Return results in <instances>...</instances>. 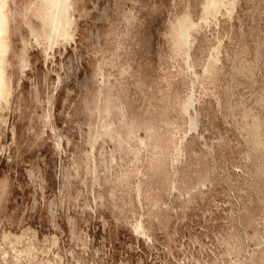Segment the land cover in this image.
<instances>
[{
  "label": "rangeland",
  "instance_id": "374dc122",
  "mask_svg": "<svg viewBox=\"0 0 264 264\" xmlns=\"http://www.w3.org/2000/svg\"><path fill=\"white\" fill-rule=\"evenodd\" d=\"M33 1L8 3L0 264H264V0H64L56 44Z\"/></svg>",
  "mask_w": 264,
  "mask_h": 264
},
{
  "label": "bare ground",
  "instance_id": "6f19581e",
  "mask_svg": "<svg viewBox=\"0 0 264 264\" xmlns=\"http://www.w3.org/2000/svg\"><path fill=\"white\" fill-rule=\"evenodd\" d=\"M8 3L9 0H0V109L2 108L3 104L10 102L8 101V98L10 93L12 94L11 82L7 70L8 68H10L9 66H11V62L9 60V53H11V41H10L11 24L9 25L10 13H9ZM64 6H65L64 0H34L32 4L29 6L27 14L28 13L34 14V16L40 20L41 28L38 32L40 39L56 44L58 43V41L66 38L67 34L69 33L71 18L69 17V12H67L68 10L67 9L65 10ZM66 7L67 8L69 7L68 2L66 4ZM12 21L13 20H11V22ZM0 115H2V113ZM2 149L3 146L1 150ZM9 235L11 236L12 234Z\"/></svg>",
  "mask_w": 264,
  "mask_h": 264
}]
</instances>
